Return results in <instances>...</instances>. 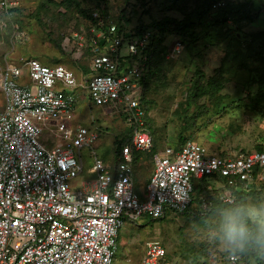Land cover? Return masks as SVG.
<instances>
[{
	"label": "built area",
	"instance_id": "built-area-1",
	"mask_svg": "<svg viewBox=\"0 0 264 264\" xmlns=\"http://www.w3.org/2000/svg\"><path fill=\"white\" fill-rule=\"evenodd\" d=\"M21 2L0 0V28L7 27ZM91 14L99 31L88 24L89 32L81 28L71 36L78 50L89 47L94 54L87 74L80 77L62 63L36 58L0 67V264H114L121 226L187 211L196 181L205 178L209 196L222 203L264 184V149L222 156L187 139L153 155L145 191L138 193L134 154L153 146L143 75L149 76L145 50L156 31L134 32L101 11ZM11 29L12 43L25 38L18 23ZM182 49L174 40L165 55ZM82 90L91 104L110 107L134 130L120 148L119 162H106L93 151L87 167L91 179L73 187L71 181L83 171L81 149L100 137L94 118L88 126L75 121ZM44 130L54 140L48 148L39 141ZM206 203L203 199L204 209ZM229 259L233 263L236 257ZM138 264H168L163 243L146 240Z\"/></svg>",
	"mask_w": 264,
	"mask_h": 264
},
{
	"label": "rangeland",
	"instance_id": "rangeland-1",
	"mask_svg": "<svg viewBox=\"0 0 264 264\" xmlns=\"http://www.w3.org/2000/svg\"><path fill=\"white\" fill-rule=\"evenodd\" d=\"M239 3L243 0H228ZM197 0H22L18 12L12 18L18 21L25 38L12 43L9 34L0 32V64H19L23 60L36 58L42 63H62L75 71L78 76L87 74L90 64L89 53L78 50L72 39V32L83 28L89 32L88 16L101 11L114 23L131 30L138 24H151L165 18L182 19L183 14L195 7ZM214 16V15H212ZM225 25L208 28L201 32L196 25L193 32L198 39L183 38L184 49L178 55L158 56L154 71L146 82L144 101L147 107L148 128L154 147L179 145L181 138L192 139L215 154L250 152L259 147L264 149V100L255 103L252 98L259 88L258 76L241 66L239 60L259 69L264 76L263 57L248 54L250 34L264 32V2L251 11V18L235 14ZM94 25V23H93ZM95 33L99 26L95 24ZM166 33V41L175 38ZM240 37L234 42L233 33ZM171 43V42H170ZM259 49V48H258ZM122 54H126L123 46ZM236 54H242L236 58ZM198 72L201 78L198 79ZM218 79L222 88L218 93L194 95V81L208 88L209 80ZM2 104V93L0 92ZM94 118L100 127L99 139L91 147H83V171L72 180L76 187L81 180L91 179L87 167L92 165L93 151L98 157L113 164L118 145L128 135V125L110 107H97L90 103L87 93L82 90L76 101L75 121L88 126ZM46 148L54 140L47 131L39 136ZM153 170L149 152L138 155L135 163L134 189L144 192ZM253 193L245 195L239 205H264V185L257 186ZM200 181L195 182L192 206L184 213L167 211L163 218L150 220L143 217L135 223L125 222L119 230L118 249L114 264H132L142 255L148 239H158L165 246L168 264H232L225 259L234 254L233 264H258L254 255L264 263V252L249 250V262L244 252H229L218 238L221 213L225 209L219 199L206 201ZM234 205V204H233ZM131 255V256H130Z\"/></svg>",
	"mask_w": 264,
	"mask_h": 264
},
{
	"label": "trees",
	"instance_id": "trees-1",
	"mask_svg": "<svg viewBox=\"0 0 264 264\" xmlns=\"http://www.w3.org/2000/svg\"><path fill=\"white\" fill-rule=\"evenodd\" d=\"M65 1L70 2L72 0H65ZM218 1L222 2V4L220 3L219 6H214V3L218 2ZM260 1L264 2V0H243L242 2H239V3H233V2H230L228 0H197L195 7L192 8L189 12L184 13L183 14L184 16L182 19L165 18L164 20L158 21L157 23L155 22V23H151V24H138L136 26V28L131 29V30L134 32H141L143 30L154 29L156 31L152 36L151 43H150L148 49L145 50V54L148 57V65H150V67L147 70L148 75L150 76L154 71V68H155L154 67V61H156L158 59V56L163 57L166 49L172 44V42L174 40L181 41L183 44V49H184L183 38L192 37L193 41H196L198 39L197 35L199 33L195 34L193 32V28H195V26L197 24L201 25V32L207 30L208 28H217L219 31L224 32V30L222 28H220V26L225 25L227 23L228 19H234L233 17L235 16V14L242 16L244 18H248V17L251 18V11L253 9L259 7ZM15 12H18V10ZM212 15H214V16H212ZM103 16H105V15H103ZM88 18H90L88 24L94 23V25H95L97 23L99 26V29L101 28L99 21L95 20L92 17V14H90L88 16ZM14 22L18 23V21L14 20V18L8 19L7 20V23H8L7 27L0 28V32L8 33L9 38H10V35L12 33L11 24H13ZM116 24L119 27H123L121 24H118V23H116ZM171 25H172L171 34H174L175 38L172 39L171 41L167 42L166 41V33H168V32L170 33L169 26H171ZM19 30H21V29L19 28ZM250 35H251V37L249 39L250 44L247 47L248 54H245L244 57H247V56H249V54H252V55H258L260 58H262L263 54H262L260 48L264 47V32H259L258 34H250ZM238 37H240V35L237 32H235L232 34L231 40L234 42L235 40L238 39ZM84 51L89 53L90 64H91V61L93 59L94 54L91 52L89 47L85 48L83 50V52ZM241 55L242 54H236V58L240 57ZM240 59L241 60H239V62H240L242 67L248 68L251 73H254L255 75L258 76V80L260 81L259 82V88L257 90V93L252 98L257 99L255 101V103L261 102L260 100H264V76L261 73H259L258 68L250 67L249 64L245 63L242 60V57H240ZM90 64H89V67H87V69L85 70V71H87L86 73H88L90 71ZM149 76L146 77L145 75H143V82H144L143 84L145 87L144 91H146V87H147L146 82H147ZM199 78H201L200 72H198V79ZM222 86H223L222 83L218 79L209 80L208 88L198 86L197 80H195L194 86H193L194 87V95L197 97H200L206 93H212V94L215 93L216 94L221 90ZM144 99L145 98H143V103H144V108H145L144 111L146 113L145 121H146V124L148 125L147 107H146ZM133 130H134V127H128L127 137L125 138L123 143H119V145H118L119 151H120V148L122 147L123 144H125L131 140V135L133 133ZM150 135H151V132H150ZM185 140H187V138H185V139L181 138L179 145L175 146V148H178ZM167 146H169V145H167ZM160 150L161 149H156L154 147V143H153V146H152L151 150L149 151L150 158L153 160V155ZM257 150H263V149L261 147H259ZM119 151H118V154H114V161H113L114 163L115 162L117 163L120 161L119 160ZM139 154L140 153L134 154V167H135V163H136V160H137ZM224 155L225 154H223L222 156H224ZM200 181L202 184V188L205 190V192H207V190L204 187V185L207 182L206 179L202 178ZM254 190L255 189L252 188L251 190H248L246 192H238L236 195V199L232 203H222L221 201H219V203H220V205L225 204L224 207H234V206L236 207L241 203V200L245 195H249V194L253 193L252 191H254ZM206 194H208V192ZM208 196H209V194L205 198L202 197V200L203 199H205L206 201L213 200L210 196L209 197ZM202 200H201V202H202ZM150 220H153V219H150ZM243 252L245 253L246 261L249 262V260H250L249 256H248L249 250H246ZM232 255H234V254L225 256V259L227 262L232 263L229 259V257ZM234 256L236 257V260L233 263H235L237 261V256L236 255H234ZM254 259L258 264H264V263L260 262L259 258L256 255H254Z\"/></svg>",
	"mask_w": 264,
	"mask_h": 264
},
{
	"label": "clouds",
	"instance_id": "clouds-1",
	"mask_svg": "<svg viewBox=\"0 0 264 264\" xmlns=\"http://www.w3.org/2000/svg\"><path fill=\"white\" fill-rule=\"evenodd\" d=\"M217 235L229 252H264V205L223 210Z\"/></svg>",
	"mask_w": 264,
	"mask_h": 264
},
{
	"label": "crops",
	"instance_id": "crops-1",
	"mask_svg": "<svg viewBox=\"0 0 264 264\" xmlns=\"http://www.w3.org/2000/svg\"><path fill=\"white\" fill-rule=\"evenodd\" d=\"M3 66L0 64V67ZM0 102H1V97H0ZM172 147H175V146H172ZM88 174V173H87ZM89 175V174H88ZM91 177V175H89ZM143 254V253H141ZM131 256V255H130ZM142 255H139V258L136 260V257L133 255L132 259H130L129 257V261L132 263V264H138L140 258H141Z\"/></svg>",
	"mask_w": 264,
	"mask_h": 264
}]
</instances>
